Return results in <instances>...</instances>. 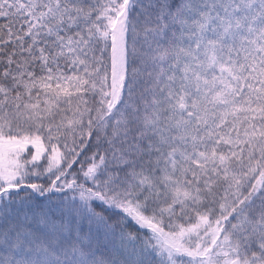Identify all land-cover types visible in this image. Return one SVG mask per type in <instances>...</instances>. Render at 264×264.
I'll return each instance as SVG.
<instances>
[{
	"label": "snow or ice",
	"instance_id": "obj_1",
	"mask_svg": "<svg viewBox=\"0 0 264 264\" xmlns=\"http://www.w3.org/2000/svg\"><path fill=\"white\" fill-rule=\"evenodd\" d=\"M0 264H264V0H0Z\"/></svg>",
	"mask_w": 264,
	"mask_h": 264
}]
</instances>
